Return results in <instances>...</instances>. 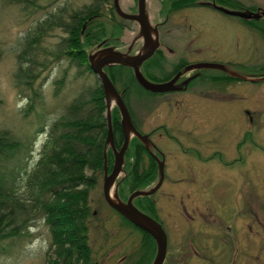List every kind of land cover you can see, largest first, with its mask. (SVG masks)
Returning a JSON list of instances; mask_svg holds the SVG:
<instances>
[{
    "label": "rangeland",
    "instance_id": "1",
    "mask_svg": "<svg viewBox=\"0 0 264 264\" xmlns=\"http://www.w3.org/2000/svg\"><path fill=\"white\" fill-rule=\"evenodd\" d=\"M134 1L120 0L122 10L132 14ZM241 1L250 7L246 12L259 16L253 19L254 24L208 8H187L173 12L162 29L163 42L175 50L176 55L184 57V65L196 61H216L236 69L232 72L246 78L230 81L233 95H226L230 91H226L225 95L219 92L221 101H230L221 103L212 100L216 97L211 92L204 96L205 90L211 89L207 81L204 84L200 81L198 90L194 92L174 95L171 103L167 102L169 96L158 97L151 102L135 85L123 82L128 76L127 70L122 72L123 76L117 83L119 91L128 90L126 101L130 116L140 132L147 133L163 126L172 136L168 137L160 127L152 136L166 163V180L156 197L158 216L170 240L164 264H264V72L252 73L254 68L264 66V22L259 21L264 15V0ZM5 2L0 1V130H9L32 145H29L28 158L25 159L27 154L23 156V162L32 170L40 158L48 126L61 116L79 91L95 81L100 85L94 74H80L75 64L51 55L67 35L60 28L48 29L42 34L40 25L52 14L60 13L61 9L62 14L68 15L91 4L92 0H36L34 6ZM146 5L148 17L155 23L154 18L157 11L162 10V5L158 0H147ZM109 6L105 8L107 20ZM258 7L262 10H255ZM67 18L63 16V19ZM104 20L101 16L94 22L105 24ZM86 25L80 31V39L89 43ZM127 26L130 27L127 31L117 35L120 36L117 45L123 49L138 35L135 24ZM106 28V35L114 36L112 28ZM36 30L41 35L40 41L26 51L35 54L31 59L37 65L35 69L39 76L33 90L41 93V100H33V90L25 86L18 88L16 84L20 74L18 56L25 44L35 42ZM98 38H90L92 44L84 47L87 55L102 47ZM93 42L97 45L92 46ZM140 45L142 39L134 45L135 49ZM22 66H29V63L25 61ZM170 66L163 73L153 69L149 74L162 78L169 74ZM204 72L210 73V70ZM111 73L114 79L118 76L117 70ZM183 73L186 78L193 74ZM212 73L216 72L212 70ZM59 79H62L63 85L57 90L55 82ZM30 102L34 103V107L27 113ZM114 105L112 102L110 107L114 109ZM106 114L105 106V118ZM43 122L45 126L47 124L45 130ZM40 126L42 130L38 131ZM245 134L251 138V142L247 138L246 145L243 143ZM238 142L242 143L237 152ZM108 150L107 163L108 153L113 155ZM215 151L224 154L231 165L224 167L218 161L203 164V159L197 156L200 153L208 157ZM233 160L235 163H232ZM131 162V155L124 157V173L117 180L119 185L126 177L125 164L130 169ZM142 162L150 160L145 157ZM107 163L105 167L110 173L113 163L110 170ZM29 172L22 171L21 175L24 178ZM103 174L99 175L89 193L92 212L88 223L89 244L98 264H120V258L139 244L138 240L127 235L126 224L105 203ZM119 185L118 195L122 200L136 191L130 192L122 184L119 193ZM19 191L22 193L26 189L21 187ZM247 208L250 212L245 213ZM200 211L206 216L212 212V217L207 216L212 220L202 221L198 216ZM212 239L217 240L214 241L217 260L213 263L207 259L212 253ZM50 241L48 227L40 215H35L27 220L19 236L0 242V264H48L53 255Z\"/></svg>",
    "mask_w": 264,
    "mask_h": 264
},
{
    "label": "trees",
    "instance_id": "2",
    "mask_svg": "<svg viewBox=\"0 0 264 264\" xmlns=\"http://www.w3.org/2000/svg\"><path fill=\"white\" fill-rule=\"evenodd\" d=\"M0 1H11L16 4L26 3L34 6L36 0ZM163 3L171 4L173 10H180L184 8L187 2L186 0H163ZM106 6L110 8L109 19L114 23L112 27L114 36L115 34L116 37L118 34H122L127 24L126 21L117 18L112 0H92L91 4L73 10L68 15L62 14L63 10L61 9L60 13L52 14L48 20L40 25L39 30L42 34L48 29L60 28L67 35L58 48L50 54L57 59H65L75 64L80 69V74L84 72L93 74L87 64V54L84 47L92 44L89 41L90 38L99 36L98 39L101 41L100 37L108 39L113 36L106 35L105 24L94 22L98 18L101 19V16L107 20ZM63 16H68V18L63 19ZM249 23L254 24V22ZM85 24H87L86 28L89 31L86 30L87 36H90L88 37L89 43L80 39V31ZM35 33L37 34L34 38L35 42H30L31 45L25 44L22 53L18 56L20 73L16 82L18 88L25 86L33 90V85L39 76L35 69L37 65L31 59L35 57V54L31 51L28 54L26 51L40 41L41 35L37 30ZM111 39L115 40L113 37ZM96 44L97 42H93L92 46ZM104 44L110 45L111 40L110 43L104 42ZM25 61L29 63V66H22ZM112 70L118 72L115 79L111 73ZM124 70L128 71V76L123 82L127 83L128 81L129 85L133 84L143 93H146L136 83L131 69L123 66H113L107 69L108 76L115 88L117 89V83L123 76ZM262 72H264V66L252 70L253 74H262ZM78 76L79 74H77ZM228 79L234 80L229 77ZM55 83L56 89L60 90L63 85L62 79ZM118 92L122 94L129 110L126 101L128 90L125 92V89H122ZM32 93L33 100H41V93L37 89L33 90ZM33 107L34 103L30 102L27 113H30ZM104 113V95L99 83L95 81L92 85L79 91L66 106L61 116L48 126L40 158L32 170L23 162V156L27 154L25 159L29 156V145L31 144L9 130H0V242L19 236L21 228L25 227L27 220L35 217V215H40L49 229L51 238L49 248L53 251V255L49 258L48 264H93L90 251L87 250L88 247L86 246L89 243L88 223L92 216L89 193L96 185L99 175L104 172L103 150L107 137V120ZM46 126L43 122L44 130ZM111 126L114 147L119 149L123 143V134L120 127V114L116 108L112 111ZM41 130L42 127L40 126L38 131ZM129 155L132 157L131 163H142L145 157L153 162L144 146L136 138L131 141L125 157ZM112 156L111 153H108L107 166L109 170L113 163ZM22 171L30 172L23 178ZM149 181L150 178L139 180L137 175L130 172L123 183L125 189L132 192L145 188L149 185ZM21 187L25 188L26 191L21 193L19 191ZM143 199L147 198L144 197ZM112 211L120 217L117 212ZM120 220L126 224V227L140 231L125 218L120 217ZM142 233L149 239V246L146 245L143 252L133 258L129 264H151L153 261L155 242L149 234Z\"/></svg>",
    "mask_w": 264,
    "mask_h": 264
},
{
    "label": "water",
    "instance_id": "3",
    "mask_svg": "<svg viewBox=\"0 0 264 264\" xmlns=\"http://www.w3.org/2000/svg\"><path fill=\"white\" fill-rule=\"evenodd\" d=\"M146 3L147 0H137V13L128 14L121 9L119 0H113L115 12L120 18L137 23L138 35L131 43V45L125 50H119L113 46H108L88 53L87 60L91 71L98 78L104 92V102L107 111V137L103 150L104 174L102 194L104 201L110 208L119 213L128 222H130L135 227L143 230L153 238L156 246V252L151 264H163L167 251L166 235L159 223H157L154 219H152L145 213L141 212L133 204V200L136 197L150 196L160 186L163 177V161L161 160L158 163L160 177L158 184L154 188L150 190H136L128 197L125 202L120 199L118 195L119 181L117 180L119 179L120 175L124 173V155L127 151L130 140L133 137L137 138L142 143L144 148L148 151H151V148H156L154 144L149 140L148 135H142L135 129L126 104L122 98V94L117 91L114 84L104 70L105 68L111 66L128 67L132 70L133 76L138 85L141 86L144 90L151 93H167L177 90V88L173 86L176 81V77L171 79L169 82L152 83L147 80L140 71L143 62L148 60L155 53L159 46L158 32L156 27L152 26L149 22ZM217 9L228 16L238 17L244 20L254 18L256 19L259 17L257 14L246 11H233L227 10L222 7H217ZM139 38L142 39V46L135 52V54H131L132 46L134 42ZM202 68H214L222 71L227 70L226 66L221 63L200 62L186 66L184 68V72H190L192 70H198ZM231 74L233 77H237L242 80L246 79L234 72H231ZM112 102H114V106L120 114V127L123 134V143L118 150L115 149L113 144V134L110 118V113L113 109V107H110ZM108 148H110L113 152V166L110 173H108L105 167L107 163L106 152ZM111 191L113 192L112 194Z\"/></svg>",
    "mask_w": 264,
    "mask_h": 264
},
{
    "label": "flooded vegetation",
    "instance_id": "4",
    "mask_svg": "<svg viewBox=\"0 0 264 264\" xmlns=\"http://www.w3.org/2000/svg\"><path fill=\"white\" fill-rule=\"evenodd\" d=\"M158 2L162 5V10H160V9L158 10L155 7V10L156 11L158 10L157 14L155 16L156 18H154L156 21H155V23H152L150 18H149V21H150L151 25L156 27V29H157L159 46H158L157 50L155 51V53L142 65L141 71H142L143 75L146 76L153 83L169 82L171 79L176 77V81H175L173 86L175 88H177V90L172 91V92H167V93L146 92V93H144V95L148 96L150 98L151 102L154 101L158 97L169 96V98L167 97L168 98L167 102L171 103L172 102V97L174 95L179 94V93H183V92H186V91L194 92V91L198 90V85H199L200 81L203 82V84H204V81H207L209 84H211V89L210 90L206 89L204 96H207V94L211 92L216 97V99L214 98L212 100H215L217 102L220 101L221 103H226V102L230 101L231 99L222 100L221 101L220 98H219V92L222 93L220 95H225L226 91L227 92L230 91L226 95H228V94L233 95V91H231V89H230V87H232L230 85L231 84L230 81H233V80L228 79V77L229 78H233L235 80L237 77H233L231 72L232 71H236V69H231V68L226 67L227 70L226 71H222V70L214 69V68H202V69L190 71V72L193 73L192 77H187L186 78L184 76V73H183L184 72V68L187 65V64H185V65L183 64L184 57L181 56V55H176L175 54V50H172L170 48V46L166 45L163 42V40H162L163 39L162 38V29L167 25L169 16L173 12H179V11H181L183 9H187V8H208L207 10H214V11H216V12H218V13L224 15V16H227L224 13H222L221 11H219L217 9V7H222V8H225L227 10H233V11L250 10V7H246V5H244L241 0H193V1L186 0V2L188 4L186 3L184 8H182L180 10L179 9L173 10V9H171V4L163 3V0H158ZM131 8L133 10L132 14L137 13V3H136V1L133 2V5H132ZM164 8H165V12H163ZM147 10H148V8H147ZM255 10L259 11V10H262V9L258 7V8H255ZM232 18H235V17H232ZM245 21L248 22V23L249 22H254L253 19H249V20H245ZM259 21H263L264 22V15L259 19ZM104 22H105V26L111 27V28L113 27L114 23L110 19L109 20H104ZM131 23L135 24L134 22H131ZM128 24L132 26V24H130V23H128ZM129 28L130 27H128L126 25V28L122 31V33L127 31ZM116 31H118V30H116ZM111 37H113V39H115V40L113 41L111 39ZM110 40H111V44L112 45H115V44L117 45V42H120V38H117L116 36H110V38H108L106 40L102 39L101 42L105 41L106 43H108V42L110 43ZM198 62H200V61H196L194 63H198ZM212 62H214V61H212ZM194 63H192V64H194ZM148 65H151L152 67H147ZM168 65H171L170 66L171 70L168 71L169 74L167 76H164V77L160 78L158 76H154V75L149 74V71H152L153 69L162 71V73H163ZM107 69H109V68H107ZM147 70H148V72H147ZM205 70H210V73H208V72L205 73L204 72ZM212 70L215 71L216 73L213 74ZM236 80L241 81L240 78H238ZM224 81H226V83H223ZM243 82H245V81H243ZM213 85L217 86V87L215 88ZM199 91L201 93L203 92L202 89H200ZM159 127H160V129L163 130V132L168 137H172L171 135H169V132L166 129V127H163V126H159ZM159 127L155 128V129H153L151 131H148L147 133L140 132V130L137 128V126L135 127V129L142 135H148L149 140L153 143L152 136L155 133V130L159 129ZM246 134H247V132H246ZM246 134H245V136L243 138L244 145H246V143H247V138H248V141L251 142L250 136L249 135L246 136ZM241 143L242 142H238V145L236 147L237 152L240 149V144ZM188 149H190V148H187V150ZM146 152L148 153L149 157L152 158L153 162L131 163L130 169H129V165L125 164V168H124L125 172H126V177L125 178H127L129 176L130 172H132L133 175H137L139 180L141 178L144 179V180H147V179L150 178L148 186H145V188H143V189H138V190H150V189L154 188L159 182V177L160 176H159V170H158V167H159L158 163L161 160L163 161V177H162V181H161L160 186L150 196L136 197L133 200V204L141 212L145 213L146 215H148L149 217L154 219L162 227V229H163V231H164V233L166 235V239H167V251H166L165 260L163 262V264H164L165 261H166V258L168 256V245H169V241L170 240H169L168 234L166 233V231H165V229L163 227V224H162L163 221L158 216V214H159L158 210H157L158 202H157L156 197L158 196L157 194H159L160 191L162 190L163 184L165 183V180H166V177H165L166 176L165 175L166 163H165V157L159 151V149H154L153 148V149H151V151L146 150ZM197 154H198L197 156H199L198 158L203 159V160H201V163H203V164H209V162L218 161L224 167H228L229 165H231V162H227L228 158L227 159L224 158L226 156L224 154H222L221 152L215 151V152H213V154L211 156H208V157H203L200 153H197ZM235 160H237V159H235ZM235 160H233L232 163H235L234 162ZM238 160L240 161V158ZM122 184H124L123 181L119 185V193H120V191H122V189H120ZM122 197L124 198V196H122ZM144 197H146L147 199H143ZM125 198L127 200L128 197H125ZM126 200H123V201H126ZM248 212H250V208H249V210H248V208L245 209V213H248ZM198 216H200L199 218H201L202 221L203 220L204 221L205 220L206 221L212 220V218H209V217H212V212H210V214H207V216H209V217H207L203 213V211H200ZM226 229L229 230L230 228L226 227ZM126 230H127V235H129V237H131L132 239H134L136 241L138 240V244L139 245H137V247L134 248L130 253H127L124 256H122L120 258L121 259L120 260L121 261L120 264H129L130 261L133 258H136L137 256H139V254H141L143 252V250L145 249V246L148 244L147 242H149L148 241L149 239L144 236V234L142 233L144 231H142L141 229H139L140 231H138L137 229H131V228L127 227ZM205 231H208V230H205ZM205 231H202V233L205 234L204 233ZM206 234H209V232H206ZM206 236L208 237L209 235H206ZM214 241H217V240H214V239L211 240V243H213L212 244L213 245L212 253L210 254V258H207L209 261H211V263H213V262H215L217 260V254L214 252V247L216 246ZM86 246L88 247L87 250L90 251V256L92 258L93 264H98V262L95 261V259L93 258V255H92L93 252H92L90 244L88 243Z\"/></svg>",
    "mask_w": 264,
    "mask_h": 264
},
{
    "label": "bare ground",
    "instance_id": "5",
    "mask_svg": "<svg viewBox=\"0 0 264 264\" xmlns=\"http://www.w3.org/2000/svg\"><path fill=\"white\" fill-rule=\"evenodd\" d=\"M154 146H155L156 149H158L156 145H154ZM151 149H152V148H151ZM112 191H113V190H112ZM112 191H111V194L113 193Z\"/></svg>",
    "mask_w": 264,
    "mask_h": 264
}]
</instances>
